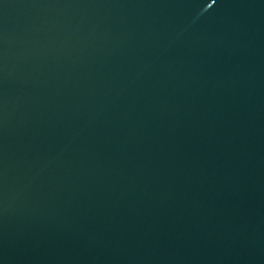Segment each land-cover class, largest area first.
<instances>
[{"label": "water", "instance_id": "water-1", "mask_svg": "<svg viewBox=\"0 0 264 264\" xmlns=\"http://www.w3.org/2000/svg\"><path fill=\"white\" fill-rule=\"evenodd\" d=\"M264 259V0H0V264Z\"/></svg>", "mask_w": 264, "mask_h": 264}]
</instances>
